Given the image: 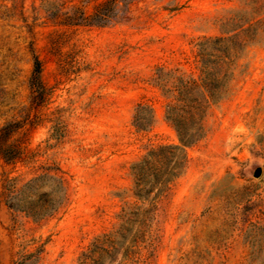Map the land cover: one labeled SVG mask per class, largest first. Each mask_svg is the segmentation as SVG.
<instances>
[{
    "label": "rangeland",
    "instance_id": "obj_1",
    "mask_svg": "<svg viewBox=\"0 0 264 264\" xmlns=\"http://www.w3.org/2000/svg\"><path fill=\"white\" fill-rule=\"evenodd\" d=\"M186 84L205 136L152 213L133 167L180 144ZM35 180L42 220L10 207ZM107 238L103 264H264V0H0V264Z\"/></svg>",
    "mask_w": 264,
    "mask_h": 264
},
{
    "label": "trees",
    "instance_id": "obj_2",
    "mask_svg": "<svg viewBox=\"0 0 264 264\" xmlns=\"http://www.w3.org/2000/svg\"><path fill=\"white\" fill-rule=\"evenodd\" d=\"M39 69V62H36L34 79H38ZM190 89L187 84L180 86L178 88L179 95L183 97L179 100L181 104L168 105L166 112V120L175 128L180 144L161 146L157 150L151 151L143 161L133 167L135 196L143 204L149 202L152 213L155 211L159 198L167 191L171 183L181 175L186 164L185 148L194 145L205 136L201 126H199L197 132L189 130L193 123H196L192 113L193 106L184 100ZM138 127L141 128L142 125L139 124ZM37 180L25 185L19 194L11 198L10 207L25 212L35 220H42L59 208L63 197L58 196L52 202L45 201L43 205L32 204L28 206L24 204L23 194ZM58 182L62 193V182ZM152 195L153 197L151 198ZM105 242H108V247H105ZM117 254L118 250L115 249L114 243L109 238L104 242H100L97 239L91 250L81 256L79 264H103L104 259H109L110 262H113Z\"/></svg>",
    "mask_w": 264,
    "mask_h": 264
}]
</instances>
